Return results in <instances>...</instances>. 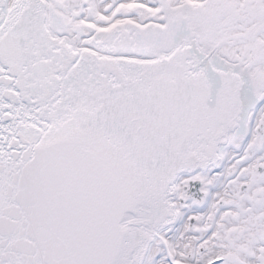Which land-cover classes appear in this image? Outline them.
Segmentation results:
<instances>
[{
  "label": "snow or ice",
  "instance_id": "obj_1",
  "mask_svg": "<svg viewBox=\"0 0 264 264\" xmlns=\"http://www.w3.org/2000/svg\"><path fill=\"white\" fill-rule=\"evenodd\" d=\"M0 264H264V0H0Z\"/></svg>",
  "mask_w": 264,
  "mask_h": 264
}]
</instances>
